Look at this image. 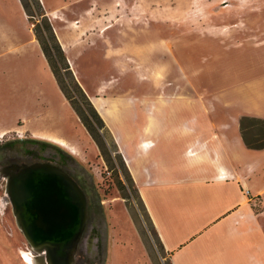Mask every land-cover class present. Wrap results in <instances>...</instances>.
<instances>
[{
    "label": "rangeland",
    "instance_id": "1",
    "mask_svg": "<svg viewBox=\"0 0 264 264\" xmlns=\"http://www.w3.org/2000/svg\"><path fill=\"white\" fill-rule=\"evenodd\" d=\"M23 3L26 19L15 0H0V264H29L23 251L40 255L17 223L3 174L12 164L34 163L60 167L89 197L77 262L167 264L139 188L144 205L113 151V126L128 151L129 133L192 132L194 117L206 121L201 130L215 133L216 165L243 183L254 211L264 214V149L229 155L221 146L226 136L235 146L242 116L264 118V0ZM46 19L59 44L67 41V68L54 62ZM81 91L110 132H95L104 151L80 119L86 121ZM49 137L65 140L75 154ZM162 142L179 146L172 138ZM199 193L193 200L174 190L167 196L178 210H198ZM237 197L217 184L208 199L225 206Z\"/></svg>",
    "mask_w": 264,
    "mask_h": 264
},
{
    "label": "crops",
    "instance_id": "2",
    "mask_svg": "<svg viewBox=\"0 0 264 264\" xmlns=\"http://www.w3.org/2000/svg\"><path fill=\"white\" fill-rule=\"evenodd\" d=\"M15 1L26 19L21 1ZM61 46L67 54V41ZM194 119L192 132L129 133L128 151L118 135L119 126L111 127L158 237L172 264H264V214L254 211L249 201L251 193L247 197L243 183L216 165L211 153L216 146L215 133L201 130L206 121ZM168 138L175 139L179 146L164 147L162 141ZM225 139L228 144L221 142V146L229 155L247 150L241 134L236 137L235 146L231 145L230 136ZM153 184L157 187L151 190ZM217 184L235 189V201L225 206L212 204L208 197ZM170 190L191 200L200 192L205 200L198 210H178L169 201ZM155 206H160L165 214H158Z\"/></svg>",
    "mask_w": 264,
    "mask_h": 264
},
{
    "label": "water",
    "instance_id": "3",
    "mask_svg": "<svg viewBox=\"0 0 264 264\" xmlns=\"http://www.w3.org/2000/svg\"><path fill=\"white\" fill-rule=\"evenodd\" d=\"M3 174L17 223L40 253L41 263L75 264L88 218L83 189L71 175L50 163L12 164Z\"/></svg>",
    "mask_w": 264,
    "mask_h": 264
},
{
    "label": "trees",
    "instance_id": "4",
    "mask_svg": "<svg viewBox=\"0 0 264 264\" xmlns=\"http://www.w3.org/2000/svg\"><path fill=\"white\" fill-rule=\"evenodd\" d=\"M20 1H21L22 5L24 7V10L28 13L27 5L23 3V0H20ZM42 15H44V14H42ZM45 23H46L45 24V28L50 33L49 34V39L47 40L48 46H49V48L51 50L53 48H55V50H56V54H54V62L57 64V63H60L61 61H63V62H65V65H66V68H67V59H66L65 53L62 50V47L59 44L55 34L53 33L52 27L49 24V22L47 21V19L45 20ZM50 42H52V44ZM81 93H82V100H83V103L85 105L86 121H84L81 117H80V119H81L83 125L88 130V132L91 134L92 138L99 145L101 150H103L102 145L100 144L97 136L95 135V132H99L100 130H104L108 134L110 132H109V130H108V128H107L102 116L97 112V109L94 107V105H92L90 100L84 95V93L82 91H81ZM72 107L75 110V112L77 114H79L77 109L73 106V104H72ZM239 125H240L241 137H242L243 142H244L245 146L247 147V149H251V150L264 149V118L256 117V116L244 115V116H242L240 118ZM31 141L32 142H36L39 145L40 144L44 145L43 142H38V141H34V140H31ZM54 147H56V146H54ZM113 149H114L113 151L118 154L119 158L123 162L124 170L126 171L128 179H129V181L131 182L132 186L135 189V192H136L135 197H137L142 202V204L144 205V202H143V200H142V198H141V196H140V194H139V192L137 190V187L135 186V183H134V181L132 179V176H131V174H130V172H129V170H128L125 162H124L123 156L119 152L118 146H117L115 141H113ZM56 150L58 151L59 154L64 155V156L66 155L65 152L62 149L56 147ZM118 182L120 184L121 189H123V190L127 189L126 185L120 179L119 176H118ZM88 199H89V197H87V200ZM91 207L92 206L90 205V203H88V214H89V212L92 209ZM148 217H149V215H148ZM149 219H150V217H149ZM87 220H88V218H87ZM150 221H151V219H150ZM152 225H153V223H152ZM153 229H154V235L159 240V251L164 256L163 252L165 251V249H164V247H163V245H162V243H161V241H160V239L158 237V233H157L154 225H153ZM97 248L99 250H101L100 253L103 255L104 254V246H103V244H102V242L100 240L98 241ZM78 250H79V247H78ZM78 250H77V254H76V262H75V264H81L80 262H77L78 261V258H77ZM167 264H172L170 259H169V261H167Z\"/></svg>",
    "mask_w": 264,
    "mask_h": 264
},
{
    "label": "bare ground",
    "instance_id": "5",
    "mask_svg": "<svg viewBox=\"0 0 264 264\" xmlns=\"http://www.w3.org/2000/svg\"><path fill=\"white\" fill-rule=\"evenodd\" d=\"M75 69V68H74ZM76 71V70H75ZM77 73V71H76ZM78 76V73H77ZM1 137V136H0ZM50 141H52L53 143H56L68 150H70L72 153L75 154V150L70 146L69 143H67L65 140L60 139L58 137H49L48 138ZM1 141V140H0ZM22 256L23 258L29 263V264H46V261L44 260L43 263H41V260L38 256L34 255L31 252H22Z\"/></svg>",
    "mask_w": 264,
    "mask_h": 264
},
{
    "label": "flooded vegetation",
    "instance_id": "6",
    "mask_svg": "<svg viewBox=\"0 0 264 264\" xmlns=\"http://www.w3.org/2000/svg\"><path fill=\"white\" fill-rule=\"evenodd\" d=\"M67 173V172H66ZM74 179V178H73ZM78 184H79V186L83 189V191L85 192V188L76 180V179H74ZM85 194H86V192H85ZM87 196V195H86Z\"/></svg>",
    "mask_w": 264,
    "mask_h": 264
}]
</instances>
